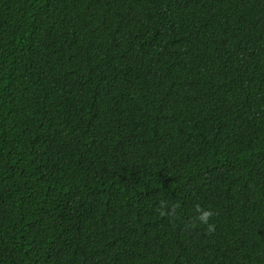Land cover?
Returning a JSON list of instances; mask_svg holds the SVG:
<instances>
[{
  "label": "trees",
  "instance_id": "16d2710c",
  "mask_svg": "<svg viewBox=\"0 0 264 264\" xmlns=\"http://www.w3.org/2000/svg\"><path fill=\"white\" fill-rule=\"evenodd\" d=\"M0 264H264V0H0Z\"/></svg>",
  "mask_w": 264,
  "mask_h": 264
},
{
  "label": "clouds",
  "instance_id": "9594fccd",
  "mask_svg": "<svg viewBox=\"0 0 264 264\" xmlns=\"http://www.w3.org/2000/svg\"><path fill=\"white\" fill-rule=\"evenodd\" d=\"M196 211L198 213L197 219L200 222V224L207 225L209 230H211L213 228V225L208 223L209 218L212 216L211 210L201 209V208H199V206H197ZM162 214H164V213H162Z\"/></svg>",
  "mask_w": 264,
  "mask_h": 264
}]
</instances>
